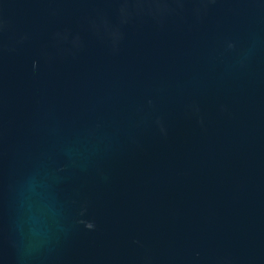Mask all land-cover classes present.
Segmentation results:
<instances>
[{"label":"water","instance_id":"95a60500","mask_svg":"<svg viewBox=\"0 0 264 264\" xmlns=\"http://www.w3.org/2000/svg\"><path fill=\"white\" fill-rule=\"evenodd\" d=\"M0 264H264V0H0Z\"/></svg>","mask_w":264,"mask_h":264}]
</instances>
